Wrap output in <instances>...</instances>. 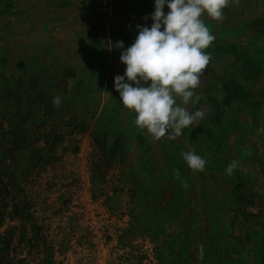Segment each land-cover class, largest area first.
Listing matches in <instances>:
<instances>
[{
  "label": "rangeland",
  "instance_id": "1",
  "mask_svg": "<svg viewBox=\"0 0 264 264\" xmlns=\"http://www.w3.org/2000/svg\"><path fill=\"white\" fill-rule=\"evenodd\" d=\"M153 11L154 0H0V264H264V0L202 17L215 40L185 107L204 118L159 141L120 103L126 66L109 48L130 46ZM26 110L47 120L39 143Z\"/></svg>",
  "mask_w": 264,
  "mask_h": 264
},
{
  "label": "clouds",
  "instance_id": "2",
  "mask_svg": "<svg viewBox=\"0 0 264 264\" xmlns=\"http://www.w3.org/2000/svg\"><path fill=\"white\" fill-rule=\"evenodd\" d=\"M229 0H154V11L146 16L151 26L137 25V35L130 46L123 41L109 44L121 50L123 75L114 77V88L122 106L136 114L134 124L146 130L153 140L167 136L176 139L183 130L204 118V112L189 111V103L200 99L195 89L200 74L210 62L204 51L215 40L203 16L223 19ZM165 6L167 11H165ZM61 103L55 96L54 106ZM183 160L193 171H204L206 160L192 152L183 153ZM238 162L226 168L231 176Z\"/></svg>",
  "mask_w": 264,
  "mask_h": 264
},
{
  "label": "trees",
  "instance_id": "3",
  "mask_svg": "<svg viewBox=\"0 0 264 264\" xmlns=\"http://www.w3.org/2000/svg\"><path fill=\"white\" fill-rule=\"evenodd\" d=\"M17 113V118H16V123L14 124V128H13V131H11V133H9V136L12 138V140L10 141L11 144L14 145L15 148H20V145L18 147L17 143L20 144V142H24V141H27L25 140V138L23 139L24 135L26 134V132H24L22 129L23 126L20 125L21 123V119L22 118V113H23V110H16ZM39 110H26L27 112V119L31 120V124L32 126L29 125V123H27V125H29L27 128L25 126V129L26 130H32V136H29L28 139L34 141L35 143H39L42 139H44L46 137V133L49 132V130L47 128L44 127L45 123L47 122L46 118H40V119H37V112ZM59 116V115H57ZM25 117V116H24ZM36 121V122H35ZM38 122H43L42 124H38ZM34 126V128H32ZM36 128V129H35ZM38 128H42V130H37ZM0 131L1 132H4L5 134H7L8 132H5L4 128H3V123L1 124L0 123ZM9 142V141H8ZM12 169V172H8L7 174V185L5 186L6 188L8 187H14L15 186V183L18 182V177H17V173H18V168L16 166H12L11 167ZM29 166L28 168L26 167L24 170V174L22 175V177L26 178L30 172L29 170ZM6 177V176H5ZM1 181H0V186L3 185V180H5V178H0ZM19 186V185H18ZM20 205L17 204L14 206L15 210L19 209ZM5 208V207H3ZM16 215L20 216L19 220H23V216L22 214H17V212H14ZM13 213L11 212L9 215H12ZM6 217V213L4 212H0V225L4 222V219ZM18 220V221H19Z\"/></svg>",
  "mask_w": 264,
  "mask_h": 264
}]
</instances>
